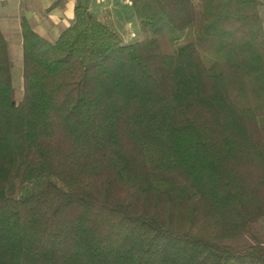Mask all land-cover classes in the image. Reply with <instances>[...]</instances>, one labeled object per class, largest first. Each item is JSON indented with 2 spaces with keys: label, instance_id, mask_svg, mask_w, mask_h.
<instances>
[{
  "label": "trees",
  "instance_id": "1",
  "mask_svg": "<svg viewBox=\"0 0 264 264\" xmlns=\"http://www.w3.org/2000/svg\"><path fill=\"white\" fill-rule=\"evenodd\" d=\"M129 2L127 43L81 3L21 19L19 88L0 28V264H264L228 241L264 217L259 1Z\"/></svg>",
  "mask_w": 264,
  "mask_h": 264
},
{
  "label": "crops",
  "instance_id": "2",
  "mask_svg": "<svg viewBox=\"0 0 264 264\" xmlns=\"http://www.w3.org/2000/svg\"><path fill=\"white\" fill-rule=\"evenodd\" d=\"M76 3L101 15L107 10L123 42L136 37L133 9L128 0H0V28L5 38L21 48V19L33 30L54 40L73 19Z\"/></svg>",
  "mask_w": 264,
  "mask_h": 264
},
{
  "label": "rangeland",
  "instance_id": "3",
  "mask_svg": "<svg viewBox=\"0 0 264 264\" xmlns=\"http://www.w3.org/2000/svg\"><path fill=\"white\" fill-rule=\"evenodd\" d=\"M259 1V12L262 17V22L264 26V0ZM134 20V28L136 31V37L132 39V41L140 40L142 38V34L138 28V20L133 15ZM179 38L176 43L185 42L194 38V30L192 27L186 28L179 32ZM177 46V44H176ZM9 54L11 59V81L12 85L15 88L21 87V48L17 47L14 43H10L9 41ZM260 121H264V117L259 118ZM229 243L232 244H243L246 242H254L259 241L264 243V217L258 220L256 223L252 224L251 232L244 236H239L237 238H231L228 240Z\"/></svg>",
  "mask_w": 264,
  "mask_h": 264
},
{
  "label": "built area",
  "instance_id": "4",
  "mask_svg": "<svg viewBox=\"0 0 264 264\" xmlns=\"http://www.w3.org/2000/svg\"><path fill=\"white\" fill-rule=\"evenodd\" d=\"M123 1H126V0H123ZM129 1V0H128Z\"/></svg>",
  "mask_w": 264,
  "mask_h": 264
}]
</instances>
